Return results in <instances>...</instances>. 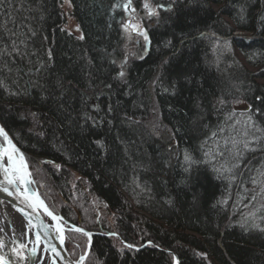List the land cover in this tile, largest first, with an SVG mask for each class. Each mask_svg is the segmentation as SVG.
I'll use <instances>...</instances> for the list:
<instances>
[{
    "label": "trees",
    "instance_id": "1",
    "mask_svg": "<svg viewBox=\"0 0 264 264\" xmlns=\"http://www.w3.org/2000/svg\"><path fill=\"white\" fill-rule=\"evenodd\" d=\"M69 1L83 39L0 0V124L55 212L161 247L96 234L84 264H264V0H153L130 56L119 0Z\"/></svg>",
    "mask_w": 264,
    "mask_h": 264
},
{
    "label": "water",
    "instance_id": "2",
    "mask_svg": "<svg viewBox=\"0 0 264 264\" xmlns=\"http://www.w3.org/2000/svg\"><path fill=\"white\" fill-rule=\"evenodd\" d=\"M0 128L3 127L0 125ZM4 133L6 131L3 129ZM7 134V133H6ZM10 147L4 139V143L0 140V189L7 188L8 192L0 190V199L11 204L22 216L25 222L29 225L32 236L33 245L41 244L43 249L56 261V264H83L84 258L87 256L92 243V232L78 227L64 220L60 215L54 213L44 200L38 195L33 188L29 177V170L19 148L11 142ZM13 146H15L13 148ZM16 151L18 155H22L25 166L24 182L19 184L12 175L10 179H14L13 184H9L5 179V168H8L7 159L10 152ZM9 192L11 195H9ZM31 205V206H30ZM47 209V212L45 211ZM23 210V211H21ZM48 212L52 213L51 216ZM55 217L56 219H53ZM81 229L82 233L88 236L89 242L87 249L77 259H74L68 252L65 245V231ZM34 252L28 256H33ZM3 264V263H2ZM173 264H179L177 259Z\"/></svg>",
    "mask_w": 264,
    "mask_h": 264
},
{
    "label": "bare ground",
    "instance_id": "3",
    "mask_svg": "<svg viewBox=\"0 0 264 264\" xmlns=\"http://www.w3.org/2000/svg\"><path fill=\"white\" fill-rule=\"evenodd\" d=\"M3 129L6 131L4 127ZM6 133H7V138L8 137L10 138V139L8 138L9 140L7 139L6 141L8 145L12 147V144H9V141L11 142H14V141L7 131ZM4 139H5L4 135L0 134L1 142L4 143ZM14 144L16 145L15 142ZM19 150L21 151L22 155H24L23 151L20 148ZM10 155L12 156L13 162L15 163V165L21 169V173H24V170H25V166L23 163L24 159L21 160V156L18 155L16 151L10 152ZM9 167L10 165H9V160H8V168ZM21 173H16L15 175H12L19 184H23V183H21L20 179L16 177L19 176ZM76 226L82 227L85 230H88L83 226H79L78 224H76ZM71 231H75L77 234L80 232L77 230H71ZM88 231L92 232V238L96 234H102L99 231H95V232L94 230H88ZM113 234L115 233L111 231L107 235L114 236ZM65 236H66V233H65ZM147 244L152 245L158 249H161V247L155 244L152 240H146L143 244H140V246H133V248L139 249ZM21 245H23V247H21ZM17 252H21L23 258L21 256H18ZM33 252H34L33 256H28ZM84 252L76 256H72L70 252L69 254L74 259H77L82 254H84ZM86 257L84 258V260L86 259ZM0 258H3L2 259L3 264H56V261L53 259V257H51L45 251V249H43L41 244H37L36 247L35 245H33V236H32L30 227L25 222V220L22 218L21 214L11 204L1 199H0ZM175 258L178 261L177 255L173 252V262L175 261ZM84 260H83V264H84Z\"/></svg>",
    "mask_w": 264,
    "mask_h": 264
},
{
    "label": "rangeland",
    "instance_id": "4",
    "mask_svg": "<svg viewBox=\"0 0 264 264\" xmlns=\"http://www.w3.org/2000/svg\"><path fill=\"white\" fill-rule=\"evenodd\" d=\"M119 1H120L121 9L123 10V15L125 17L123 24L138 25L139 27H141V28H143L144 30L147 31V27L145 26V23L151 24L152 21H153V18H155L156 16H153L151 18L146 16L145 10L143 8V4L145 3V0H137V2H138L137 6L132 1L131 2V7H130V9L128 11H125L124 8H123V5L127 2V0H119ZM149 3H151L153 7H155L157 5L153 0H149ZM61 7H62V10H63V14H64L63 27L68 32L72 33L73 35H76V36L80 37L81 36V31H80L79 27L77 28L78 24H77V22H76V20L74 18V15H73V8H72V5H71V2L69 0H61ZM131 9H135V12H132ZM123 24H121V28H122L123 34L125 36L124 37V39H125L124 42H125V49L127 51V55L130 56V55H139V53L141 54L142 51L144 50L143 47H145V44H144V41H143V37L140 36L138 34V32L133 31L131 27H129L128 30L126 31L122 27ZM234 33H243V32L242 31H236ZM127 55L123 59V61L122 60L119 61L120 64H124V62H126V60L128 59ZM124 69H125V67H124ZM235 102H237V101H234V103ZM24 159L26 161L25 157H24ZM8 160L9 159H7V164H8ZM26 164H27V167H28V170H29V177L31 179V183H32L33 188L37 191L38 195L44 200V202H46V204L50 207L48 202L44 199V197L41 195L40 191L38 190V187L36 186V182L33 179V177L31 176L29 165H28L27 162H26ZM259 184H260L259 185V190H260V192H262V190H263V195H264V180L262 179ZM261 204L264 207V199L262 200ZM50 209L54 213L60 215L67 222L76 225V223L67 220L61 213L55 212L51 207H50ZM100 209H102V208L99 207L98 212L101 213ZM106 217H107L106 221L110 223L111 222V215L107 214ZM250 222L254 226L264 227V216H259L257 218H253ZM69 231H71V230H66L65 231V233H66L65 245H66V240H67V232H69ZM101 233H103L104 235H107L109 232L108 233L101 232ZM114 233H115L114 237L119 239L120 235L117 232H114ZM120 241L122 242V240H120ZM88 242H89L88 236L86 234L82 233V232H79L78 235L74 239L70 240L69 245H71V249H72L73 253H75V256H76V255H78L80 253H83L87 249V243ZM123 243L128 245L125 241H123ZM91 245H92V243H91ZM66 248H67V245H66ZM67 250H68V248H67ZM172 264H173V262H172Z\"/></svg>",
    "mask_w": 264,
    "mask_h": 264
},
{
    "label": "snow or ice",
    "instance_id": "5",
    "mask_svg": "<svg viewBox=\"0 0 264 264\" xmlns=\"http://www.w3.org/2000/svg\"><path fill=\"white\" fill-rule=\"evenodd\" d=\"M131 2L132 0H127V2L123 5V8L125 11H128L131 7ZM114 7H120V5H114ZM143 8L145 10L146 16L151 18L153 16H159L160 11H173V5L172 4H164V3H160L157 4L155 7L152 6L151 3H149V0H145V3L143 4ZM132 12H135V9H131ZM79 26H77L78 28ZM122 27L127 31L129 27L132 28L133 31L138 32V34L140 36L143 37V41L145 44V51H147V45L150 43L149 41V36L147 34V31L144 30L143 28L139 27L138 25H129V24H123ZM81 39H83V36L80 37ZM142 58V57H141ZM119 78H123L125 76V71L123 70V68L121 69V71L117 74ZM0 134L4 135L5 140H7V134L4 133L3 129L0 128ZM9 144H11V141H9ZM15 146H13L14 148ZM245 149L248 150H254L249 148V145L246 143L245 144ZM9 168H5L3 171L5 172V179L7 180V182L9 184H13L14 183V179H10L9 176L10 175H15L16 173H21V169L19 167H17L15 165V163L13 162V158L11 155H9ZM23 159L22 155H21V160ZM185 161L192 163L193 161H191V157L188 155H185ZM188 169H185V171H187ZM27 173H21L19 176H17L16 178L20 179L21 183L24 182V175H26ZM0 190H3L5 192H8L7 188H2ZM9 195H11V193L9 192ZM31 206V205H30ZM23 211V210H21ZM45 211L47 212V209L45 208ZM48 215L51 216L52 213L48 212ZM53 219H56L55 217H53ZM77 231H82L81 229H76ZM115 235V234H113ZM21 247H23V245H21ZM127 247L131 248L133 247L132 245H127ZM18 256L22 257V253L21 252H17ZM23 258V257H22ZM2 259L0 258V264H2Z\"/></svg>",
    "mask_w": 264,
    "mask_h": 264
}]
</instances>
